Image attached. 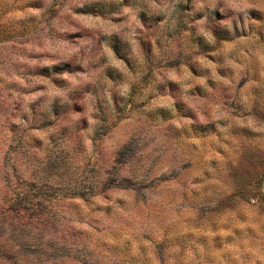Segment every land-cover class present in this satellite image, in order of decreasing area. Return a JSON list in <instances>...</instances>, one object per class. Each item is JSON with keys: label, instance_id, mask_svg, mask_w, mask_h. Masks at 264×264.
I'll use <instances>...</instances> for the list:
<instances>
[{"label": "rangeland", "instance_id": "obj_1", "mask_svg": "<svg viewBox=\"0 0 264 264\" xmlns=\"http://www.w3.org/2000/svg\"><path fill=\"white\" fill-rule=\"evenodd\" d=\"M0 264H264V0H0Z\"/></svg>", "mask_w": 264, "mask_h": 264}]
</instances>
